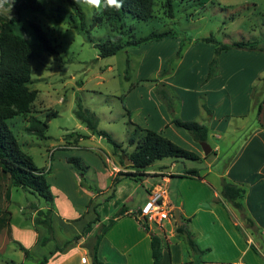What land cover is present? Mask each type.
I'll return each instance as SVG.
<instances>
[{"label":"crops","instance_id":"obj_1","mask_svg":"<svg viewBox=\"0 0 264 264\" xmlns=\"http://www.w3.org/2000/svg\"><path fill=\"white\" fill-rule=\"evenodd\" d=\"M170 40L172 37H165L153 41V45L158 47ZM214 49L210 43L188 41L174 69L158 80L162 87H147V91L135 88L125 98L120 115L127 116L128 137L138 126L161 134L205 161L210 154L213 162L228 159L226 167L214 171L207 164L202 170L164 158L138 171L135 180L119 177L112 188L118 173L135 171L126 167L130 164L122 166L120 155L113 150L103 152L106 166L97 159L87 163L83 158L91 174L86 177L65 164L69 163L66 158L64 162H51L48 169L42 170L51 203H30L29 215L16 224L11 223L12 215L7 211L8 223L1 225L9 191H0V264H38L42 259H46L45 264H91L88 255L93 250L100 264H152V235L160 241L157 264H264V239L256 242L251 231L261 228L259 234L264 237V109L257 114L264 98V51L233 49L215 55ZM213 58L216 63L210 68ZM148 64L149 58L143 57L138 78ZM111 115L109 111L108 120L114 121ZM174 119L206 127L204 143L211 149L208 156L203 155L201 142L171 124ZM109 135L112 138L111 132ZM69 138L67 147L61 149L78 150L82 142H93L95 135L88 131ZM133 148L121 144L126 153ZM48 153L51 159L56 155ZM74 156L67 158L78 159ZM192 170L197 176L186 175ZM84 179L93 187H81ZM223 180L245 191L238 200L241 209L221 196ZM160 188L166 191L168 219L159 225L146 224L139 216L140 208L149 193ZM48 208L52 212V234L43 243L48 233L34 219L37 211ZM177 226L186 227L203 254H193L186 237L176 232Z\"/></svg>","mask_w":264,"mask_h":264},{"label":"rangeland","instance_id":"obj_2","mask_svg":"<svg viewBox=\"0 0 264 264\" xmlns=\"http://www.w3.org/2000/svg\"><path fill=\"white\" fill-rule=\"evenodd\" d=\"M37 1L43 10L24 15L23 20L13 28L16 34L27 38L33 50L29 87L38 92L36 104L39 107L37 108L39 112L34 116L41 121H44L49 112L56 113V116L48 122L45 139L28 132L29 123L21 116L7 120L6 124L20 148L32 157L34 165L40 170L48 169L51 162H64V158L73 154H76L74 157L79 160L78 166L71 162L64 163L85 177L91 176L86 171L88 160L97 159L101 165L106 166L103 152L112 151L113 147L105 139H98L95 136L93 142H82L78 150L61 149L62 146L67 147L66 143L70 141L71 134L84 135L88 132L74 115L77 103L95 113L98 129L109 134L111 132L117 143L128 146L127 131H130L128 119L126 115L123 117L120 115L123 110L122 104H126L125 98L135 88H145L146 91L147 87L161 88L162 84L158 85V80L167 77L171 69H174L177 58L188 41L204 42L203 39L211 36L219 43L230 44L251 40L264 43V0H205L204 10L187 0H175L172 19L165 14L161 0H156L153 18L147 22H127L125 33H122L125 35L121 41L131 40L127 38L129 29L135 39L149 33L169 31L173 34L172 40L158 47L153 45V41L130 46L111 57L100 58L94 44L105 43L107 39L114 42L116 32H112L105 24L94 27L88 33L78 32L72 26H79V19L66 0ZM78 5L85 14L87 28L93 15L99 11L86 5ZM5 8L9 10L0 11V17L8 19L14 9L9 6ZM29 22L36 23L42 29L55 53L42 51L33 36ZM159 47L157 53L156 49ZM145 56L149 58V64L146 71H143V76L138 78L139 64ZM261 89L264 87L261 86ZM152 93L155 96V91ZM109 111H112L111 117L114 121L108 120ZM122 122L126 124L123 125ZM48 152H56V155L51 159ZM213 160L214 157L210 154L206 161L203 158L197 160L200 162L179 160V164L194 165L199 169H205L208 164L212 170L220 171L229 161ZM0 183L3 184L0 191L4 194L7 181L0 178ZM91 186L93 187L85 179L81 184V187H87L86 189L92 188ZM33 202L44 204L43 199L11 187L3 211L10 212L11 223L16 224L29 215L28 206ZM19 207H22L21 211ZM251 231L256 242L264 239L259 234L261 228ZM88 259L90 260V255Z\"/></svg>","mask_w":264,"mask_h":264},{"label":"trees","instance_id":"obj_3","mask_svg":"<svg viewBox=\"0 0 264 264\" xmlns=\"http://www.w3.org/2000/svg\"><path fill=\"white\" fill-rule=\"evenodd\" d=\"M73 9L75 15L79 19V26L73 25L78 32H90L94 27L107 25L112 32H116L117 36L114 42L107 39L105 43L94 44L97 48L100 58L111 57L117 52L124 50L126 47L137 46L143 43L159 41L165 37H172L173 34L169 31L161 33H149L140 38H133L131 29L127 31V38L131 40L121 41L122 33H125L126 23L129 21L147 22L154 16V7L156 0H123V6L120 9L105 8L102 12L93 15L86 28L85 14L74 0H66ZM193 5L199 6L202 10L205 8V0H187ZM175 0H161L163 10L169 19L173 18V3ZM9 6V5H5ZM13 14L10 18L5 19L0 17V175L8 184L6 192L9 189L17 188L29 192L30 194L43 199L47 204L52 201V196L49 192L45 174L38 169L29 154L24 152L18 144L16 138L9 130L6 121L14 117L21 116L27 120L29 127L28 132L33 133L40 139L46 138V130L48 122L56 116V113L49 112L46 114L44 121L37 119L34 115L38 113L37 107V91L29 87L31 83L30 60L33 56L31 44L23 35L16 34L13 26L23 20L24 15L33 14L43 10L37 0H15L12 5ZM29 27L33 33L35 40L38 42L43 52L55 53V49L50 45L42 29L33 22H29ZM91 41V40H89ZM204 42L215 45L214 53L218 55L221 51L227 50H245V51H264V43L259 40L238 41L233 43H219L211 36L203 39ZM216 63L213 58L209 67L212 68ZM264 109V98L257 106V114L259 115ZM76 119L84 125L91 135L105 139L113 147V152L118 153L119 162L122 166L125 160L130 162L126 166L129 169H134L133 173H118L112 180V188L116 185L119 177H127L136 179L139 176L138 171H142L150 166L155 161L164 158H173L176 160H191L197 161L200 159L194 152L183 149L172 141L151 130L141 129L134 126L132 133L128 137L127 145L134 146L133 150L126 153L121 149V144L111 138L109 133L98 129V120L95 113L82 107L77 103L74 110ZM171 124L186 131L197 142H205L207 137V129L194 121H181L178 119L172 120ZM264 135V129H263ZM208 156V155H207ZM67 162L74 163L78 166L79 160L75 158H66ZM188 176H197V172L192 170L186 172ZM244 190L234 184L228 183L225 180L221 185V196L227 200L234 208L241 209L238 200L244 195ZM9 192L7 193V199ZM123 209H120L118 214ZM51 209L45 211H37L35 224L44 227L48 233V240L51 237ZM4 227L8 223V213L3 212ZM117 214V215H118ZM7 218L5 219V216ZM42 217V219H40ZM94 223V222H93ZM146 228V227H145ZM176 232L183 234L190 250L193 254L200 256L204 253L200 250L193 241L191 233L184 226H177ZM95 240L98 236H94ZM78 238H75V240ZM152 264H157L160 258V241L159 238L152 235L150 239ZM94 248V247H93ZM93 250V249H92ZM91 264H100L97 260L96 252L91 253ZM46 259H42L38 264H45Z\"/></svg>","mask_w":264,"mask_h":264},{"label":"built area","instance_id":"obj_4","mask_svg":"<svg viewBox=\"0 0 264 264\" xmlns=\"http://www.w3.org/2000/svg\"><path fill=\"white\" fill-rule=\"evenodd\" d=\"M165 196L166 191L164 188H160L149 193L145 203L139 211V216L144 223L159 225L163 220L168 219L170 212L168 205L166 204Z\"/></svg>","mask_w":264,"mask_h":264},{"label":"clouds","instance_id":"obj_5","mask_svg":"<svg viewBox=\"0 0 264 264\" xmlns=\"http://www.w3.org/2000/svg\"><path fill=\"white\" fill-rule=\"evenodd\" d=\"M14 3L15 0H0V11H8L9 9L5 8V5L12 8ZM75 3L86 5L99 12H102L105 8L120 9L123 6V0H75Z\"/></svg>","mask_w":264,"mask_h":264},{"label":"water","instance_id":"obj_6","mask_svg":"<svg viewBox=\"0 0 264 264\" xmlns=\"http://www.w3.org/2000/svg\"><path fill=\"white\" fill-rule=\"evenodd\" d=\"M199 145L201 147L203 155L207 156L210 153V150H211L210 147L204 142L199 143ZM125 164H130V162L126 160ZM175 220L177 223H180L177 217L175 218Z\"/></svg>","mask_w":264,"mask_h":264}]
</instances>
